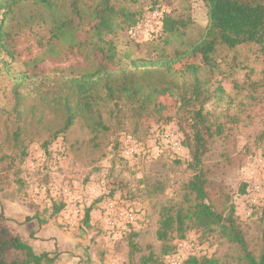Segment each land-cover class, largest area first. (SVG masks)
Instances as JSON below:
<instances>
[{"label":"trees","instance_id":"obj_1","mask_svg":"<svg viewBox=\"0 0 264 264\" xmlns=\"http://www.w3.org/2000/svg\"><path fill=\"white\" fill-rule=\"evenodd\" d=\"M150 1L153 7L158 4V0ZM200 1L206 9L207 21L196 38L187 37L192 24L190 15L162 14L149 32L148 41L161 37V45L153 49L154 56L133 59L119 52L114 37L120 32L127 33L130 42L139 44L140 37H133L132 33L144 15L116 6L113 0H0V189L7 183L9 172L19 174L28 147L34 141L47 159L53 155L63 157L64 151H56L53 144L80 123L97 148L100 135L112 136L129 123L138 126L144 116L166 112L160 99L169 97L175 103V114L165 120L170 122L175 116L178 119V128L191 153L186 168L192 174L182 184L180 203L170 200L159 209L155 235L162 244L160 252L156 254L149 249L148 254L135 262L132 255L142 249L133 242V234L128 240L130 258L125 264H167V258L176 253L172 240H183L191 230L203 235L216 233L238 248L239 260L244 264H264V230L263 243L250 249L247 230L237 220L228 194L210 177L214 172L205 160L211 150L209 146L229 131L221 116H215L221 104H233L222 81L242 64L235 55L227 62L219 54L253 49L264 57V0ZM33 26L47 30V39L37 41L40 48L46 49V57H58L59 47L78 53L91 65L75 75L46 78L39 74L33 61L30 75L13 73L15 38ZM122 59L128 62L124 64ZM222 64L230 72L226 73ZM241 69L248 70L247 66ZM232 87L236 93H245L243 99L249 105L258 101L261 84L233 82ZM42 132L48 133V137L43 139ZM260 138L264 139V132ZM114 144V149L122 150L119 142ZM118 157L127 162L123 156ZM103 166L97 165L96 171ZM111 181L114 188L105 192L108 197L125 186L121 181ZM245 187L242 186V193ZM215 189L218 198L211 194ZM50 208V216L54 217L63 204L53 200ZM90 215L88 208L84 216L86 226ZM37 219L34 220L38 222ZM13 252L16 256L8 258ZM55 261L47 253L37 254L30 244L11 237L0 225V264ZM184 264L224 263L214 255L196 254L186 258Z\"/></svg>","mask_w":264,"mask_h":264},{"label":"rangeland","instance_id":"obj_2","mask_svg":"<svg viewBox=\"0 0 264 264\" xmlns=\"http://www.w3.org/2000/svg\"><path fill=\"white\" fill-rule=\"evenodd\" d=\"M113 1L116 6L144 15L141 24L133 31L135 35L132 33L133 37H140L139 44L130 42L127 33L120 32L114 37L119 52L133 59L154 56L153 49L161 45V37L148 41L149 32L156 27L162 14L190 15L192 24L187 29V37L191 39L201 33L207 21L206 9L200 0H158L156 7L150 0ZM47 37L46 29L33 26L15 38L13 73L27 72L30 75L33 61L39 74L46 78L75 75L91 65L78 53H69L59 47L56 50L58 57H46V49L40 48L37 41ZM233 55L242 64L222 81L233 104H221L215 110V116H221V122L229 131L209 146L211 150L205 160L214 172L210 177L230 197L237 220L247 230L250 249H254L263 243L264 230V139L260 138L264 132V57L253 49H239L237 52L221 51L219 58L230 62ZM122 61L124 64L128 62ZM242 66L252 72L241 69ZM222 69L230 72L224 64ZM233 82L261 84L258 101L251 105L246 103L243 99L245 93H236ZM160 102L166 106V112L144 116L138 126L129 123L123 131L112 136L100 135L97 148L80 123L54 142L52 148L64 151L63 157L53 155L52 159H47L39 143H31L19 174L9 172L7 183L0 189V216L4 218L0 219L1 227L11 237L30 244L37 254L47 253L56 258L53 264H125L130 258L128 240L133 234V242L142 249L132 255L135 262L150 250L159 253L162 244L155 235L159 209L170 200L180 203L182 184L192 174L186 168L191 153L183 132L178 128L179 121L176 116L170 122L165 120L168 115L175 114V103L169 97L161 98ZM213 109L211 106L210 110ZM167 131L180 135L182 151L179 154L163 143L162 135ZM47 134L42 132L41 137L45 139ZM128 138L137 146L130 156L125 155ZM116 141L122 150L120 147L114 149ZM117 155L123 156L127 162ZM97 165H104L99 172L96 171ZM111 180L121 181L125 186L115 189L113 197H108L105 192L114 188ZM243 185L246 186L244 193L241 192ZM211 194L218 198V189L212 190ZM53 200L63 204V209L51 217ZM110 202L115 203V208L120 211L133 212L135 220L110 227L106 214ZM88 208L91 215L86 226L84 216ZM42 227L44 230L39 235ZM184 239L191 240L194 245L193 256L214 255L224 264H244L239 260L238 248L227 244L216 233L203 235L191 230ZM52 240H58L63 246L54 248ZM179 241L172 240L171 243L176 245ZM14 256V252L8 254V258Z\"/></svg>","mask_w":264,"mask_h":264},{"label":"built area","instance_id":"obj_3","mask_svg":"<svg viewBox=\"0 0 264 264\" xmlns=\"http://www.w3.org/2000/svg\"><path fill=\"white\" fill-rule=\"evenodd\" d=\"M158 16V15H157ZM135 33H133V36ZM162 141L165 146L171 151L179 154L182 149L180 145V135L174 131L164 132L162 135ZM137 149L136 143L131 138L127 140L126 156L133 155ZM106 214L108 218V225L110 227L118 226L122 222L126 221L131 223L135 220V215L131 211H120L115 208V203H108L106 206ZM195 247L191 243V240H181L176 244V253L167 258V264H184L183 259L189 256H193Z\"/></svg>","mask_w":264,"mask_h":264},{"label":"crops","instance_id":"obj_4","mask_svg":"<svg viewBox=\"0 0 264 264\" xmlns=\"http://www.w3.org/2000/svg\"><path fill=\"white\" fill-rule=\"evenodd\" d=\"M66 222H69L68 220L66 221ZM43 228V227H42ZM41 228V231H39V235H42V231L44 230V228L42 229ZM41 237V236H40ZM51 245H53V247L55 248V247H57V248H59L60 246H63V244H60V242H58V240H57V242L55 241V240H52L51 241ZM59 251V250H58ZM71 254V253H70ZM80 263H82V259H80Z\"/></svg>","mask_w":264,"mask_h":264}]
</instances>
